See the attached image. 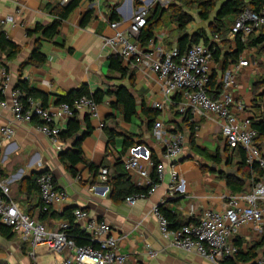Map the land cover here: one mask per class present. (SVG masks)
<instances>
[{"label":"crops","instance_id":"crops-1","mask_svg":"<svg viewBox=\"0 0 264 264\" xmlns=\"http://www.w3.org/2000/svg\"><path fill=\"white\" fill-rule=\"evenodd\" d=\"M73 1L3 0L0 3V27L3 28L7 38L21 48V53L16 59L7 64L8 73L3 65L5 55H0V102L8 103L7 109L0 106V129L10 127L14 131L13 142L3 143L1 146L0 176L2 179H12L10 184L12 200L26 214L41 222L42 200L39 192L33 191L27 195L25 189L27 182L30 183L38 174L47 173L54 178L56 189L66 193L68 198L65 202L50 208L51 214H58V218L41 222L48 229L55 231L58 230L60 223L69 222L60 217L62 214L69 211L74 213L77 209L83 210L90 218L106 221L112 227L114 231L112 235L117 238L119 252L128 257L126 264H212L195 253L174 247L163 237L158 219L152 211L156 206L165 205L184 221L194 222L195 220L190 216L192 208L196 211V218H201L206 210H222L225 197L231 196L232 192L220 175L226 173L243 179L238 167L241 159L230 150V153H226V140L220 131V126L206 120H201L195 126V145L202 152H207V156L220 152L224 164L221 167L214 166L197 152H193L189 144L190 131L183 124L184 117L176 112L175 107H169L157 120L161 119L169 131L183 133L185 142L182 157L172 164L166 162L162 157L161 143L155 137L153 129L149 128V121L142 112L144 108L153 110L154 104L162 101L160 78L156 74L138 70L134 60L125 62L121 58L124 66L133 73V77L122 79L119 73L111 72V55L105 43V40L114 34L110 27L109 7H116V13L123 26L131 23L134 13L143 5V0L139 3L136 0H80L78 7L66 19H60L62 10L70 6ZM171 5L182 7L192 16V22L184 33H181L171 13H163L154 27V39L171 50L178 48L183 34L192 36L201 33L209 40L210 46L217 49H214L217 52L216 58L220 60L218 63L213 57L212 75L216 73L220 78L223 77L222 64L226 57L237 53L238 49V39L230 32L233 23L231 22L227 30L215 34L213 30L217 28L215 21L217 11L213 12L210 20L206 22L199 17L200 11L196 5L187 4L184 0H174ZM158 8L161 7L153 6L150 12ZM218 8L221 9V4ZM88 13H91V20L84 27L83 23ZM8 18H13L15 23L7 22ZM59 19L61 25L55 39L42 43V52L47 56V63L41 67L28 65L23 68L33 54L38 41V36H29V32L35 31L37 26H50ZM203 42L204 40L202 44ZM263 47L246 49L237 59L239 61L240 58H246L250 62V67L244 69L240 76L241 88L236 92V100L246 103L249 107L246 115L252 117L257 112L252 107L254 97L252 88L258 79L264 76ZM146 48L141 47L143 50ZM229 62L233 64V59L229 58ZM244 79H246L245 86ZM23 82H27L31 88L41 94L47 95L49 100L46 109L52 111L57 110L59 97L77 90L82 85L88 86L92 93L98 91L115 93L121 87H126L137 101L139 115L132 119L131 123L125 122L120 113L112 107L116 103L115 97L107 98L105 103L98 105L97 118L91 117L87 110H78V120L82 128L78 137L85 134L88 128L90 133L81 144L86 163L76 166L78 175L74 177L59 160L61 155L73 148L74 140L60 138L55 144L38 130L43 124L38 117L26 122L15 121L12 112V95L16 90L19 91L18 85ZM177 99L182 100L180 97L175 98L176 101ZM31 100L34 105L42 107L41 99ZM32 108L33 105L30 106V110ZM87 116L90 127L86 122ZM71 119L60 123L61 131L67 129ZM105 127L119 133L113 144H109ZM125 135H130L135 142L133 147L126 150ZM138 147L140 149L135 153L142 158L147 157L146 152H150V159L158 158L159 163L164 165V177L158 181L157 190L153 195L138 199L136 205L131 207L126 202L114 201L111 186L101 182L100 174L106 169L113 177L118 170L123 169L130 178L124 159L131 157L132 150ZM227 155L232 158L230 167L227 166ZM90 165L94 166L96 171H92ZM173 166L180 176L174 191L171 190ZM202 167H207L209 170L204 172ZM257 178V175H252L250 180L244 179V183L251 187ZM137 181L138 179L131 180L135 186ZM75 224L81 228L80 223L75 222ZM232 243L241 248L244 257L249 252L255 251L258 254L257 260L245 262L233 258L220 264H259L264 260V227L262 232H259L245 226L233 238ZM147 246L155 252V258L150 257ZM63 258V255L53 254L45 247L33 250L17 234L11 238L0 235V264H61Z\"/></svg>","mask_w":264,"mask_h":264},{"label":"built area","instance_id":"built-area-1","mask_svg":"<svg viewBox=\"0 0 264 264\" xmlns=\"http://www.w3.org/2000/svg\"><path fill=\"white\" fill-rule=\"evenodd\" d=\"M3 0H0V3ZM66 2L69 0H65ZM174 0H143V5L134 13L130 27L120 32V21L111 22L114 31L111 37L105 40L106 47L111 56H119L125 62L134 60L138 70L156 74L160 78L162 101L154 104L153 109L165 114L169 107H175L176 112L185 117L190 115L191 123L198 124L201 120L219 125L222 135L230 148H240L245 152L246 162L250 166L258 165L264 170V157L255 145L257 132L253 129L252 116L246 115L248 106L243 101L236 100L240 76L244 69L250 67L246 58H240L232 64L222 77V89L218 98L208 95V85L212 77L211 62L213 52L204 44L193 45L187 52L181 53L177 48L167 49L158 40H151L146 50L141 49L139 38L147 27L148 16L153 6L168 8ZM7 22L15 23L13 18ZM23 26V24H21ZM264 31V9L259 13L250 10L243 12L234 22L231 35L239 39L242 44ZM182 100L176 102L175 98ZM12 112L15 121H31L33 117L42 120L38 130L49 137L55 144L60 139V123L73 117V111L68 104L59 105L56 111L44 109L34 105L29 100L30 111H25L21 102V93L15 91L12 95ZM4 109L8 103L0 102ZM77 110H87L91 117L97 118L98 105L91 99H81L75 104ZM153 132L163 148L162 157L168 163L178 161L184 152L185 137L181 132H171L165 128L161 119L154 124ZM14 131L10 127L0 129V156L3 143H12ZM132 150V156L124 159L131 180L138 179L137 187L149 188L147 195L129 197L126 203L134 207L138 199L153 195L158 183L153 185L152 175L156 172L158 181L164 177V165L155 166L147 157L142 158ZM109 172L101 171L100 180L106 184ZM172 184L174 191L180 180L179 173L171 167ZM12 179H2L0 176V220L2 224L10 227L36 250L45 247L49 252L63 255L61 264H126L128 257L119 252L117 238L114 237L112 227L106 221H96L83 210H75L74 218L81 228L91 237L93 246L77 247L67 236L70 227L68 221L58 225V230L52 231L38 220L32 219L19 205L12 200L10 184ZM43 207L41 214L48 213L50 208L65 202L67 194L56 189L54 178L43 175L38 180ZM154 207L152 213L157 217L163 237L172 245L188 253H195L212 264H220L226 260L236 258L241 248L233 245L232 240L240 230L249 226L262 232L264 227V176L258 177L251 192L225 197L222 210L210 209L196 218L195 209H191V218L195 221L189 225L172 230L170 223ZM151 258L156 254L147 246ZM259 264H264L262 260Z\"/></svg>","mask_w":264,"mask_h":264},{"label":"trees","instance_id":"trees-1","mask_svg":"<svg viewBox=\"0 0 264 264\" xmlns=\"http://www.w3.org/2000/svg\"><path fill=\"white\" fill-rule=\"evenodd\" d=\"M80 0H74L70 6H68L65 10H62L63 13L59 15L60 19H66V17L72 13L79 5ZM137 3L141 0H136ZM185 3L190 5H196L197 9L200 11L199 17L203 21H209L213 12L217 11L218 14L216 16V23L217 28L213 30V33H218L222 30H227L229 26H231V22L237 20V18L246 10H250L254 13H259L262 9H264V0H229L227 4H225L226 0H184ZM219 4H221V9L218 8ZM225 4V5H223ZM170 12L172 19L177 25L179 26L180 32L184 33L186 27L192 22V16L184 11V9L179 6L171 5L168 8H158L156 11H151L148 16V23L147 27L142 31L141 36L139 38V44L142 48H146L151 40L154 39V27L156 23H158L161 19L160 16L163 13ZM109 17L111 22L113 21H120L118 14L116 13V7H109ZM57 20L52 23L50 26H37L35 31L29 32V36H38L37 45L35 46V50L31 55L28 62L23 65L25 66L31 65L34 67H41L47 63V56L42 52V43L44 41H53L57 36L58 29L61 25V20ZM91 20V13L87 14V17L83 23V26L86 27ZM232 24V26H233ZM232 28V27H231ZM231 32V30H230ZM238 39V38H237ZM202 40H204V45L211 49L213 52V57L215 60L220 63L219 58H216V51L215 47L210 46L209 40L202 36V34H194L192 36L182 35L179 43H178V50L181 53H185L187 49L192 47L193 45L202 44ZM264 46V34L261 33L260 36L252 37L248 40L246 44H242L238 39V49L237 53L229 55L226 57L223 65V74L229 68V65L232 64L229 62V58L233 59V64L237 63V59L239 56L249 48L260 47ZM215 49V50H214ZM264 51V47H263ZM21 53V48L13 43L11 40L7 38L6 33L4 32L3 28L0 27V55H5V61L3 63L4 69L6 72H9L8 63L12 62L16 59V57ZM230 63V64H229ZM110 68L111 72L119 73L122 79H126L128 77H133V73L130 72V69L124 66V62L122 61L121 57L119 56H110ZM222 74V76H223ZM264 87V79L260 82L259 80L254 84L252 88L253 92V101L252 107L257 112L253 114L252 123L253 129L257 132V136L255 138V145L261 152L262 156L264 157V91L261 92L260 90ZM18 89L21 93V102L24 106L25 111L30 110V103L29 99L38 100L41 99V106L42 108L46 109L48 106L49 97L47 95L41 94L38 90L31 88L27 82L20 83L18 85ZM222 89V77L220 78L218 74H213L208 85V95L216 99L219 97L220 92ZM115 97L116 103L112 105V107L120 113L123 117L124 121L127 123H131L132 119L138 117V106L135 97L132 93L126 88L121 87L117 92L112 93L98 91L97 93H92L88 86L82 85L77 90H73L65 96L59 97L58 105L68 104L73 111V118L69 121L67 125V129L63 130L60 134L61 139L65 140H74V146L71 150L66 152L65 154L60 156V163L63 167L74 177L78 175V171L76 170V166L79 164H85L86 161L83 156V152L81 149V144L83 139L90 133L88 128L87 132L80 137L78 135L82 132L80 121L78 120L79 111L75 108V104L79 102L81 99H91L97 105H101L105 103L107 98ZM177 98V97H176ZM176 101V100H175ZM176 102H180L178 99ZM143 115L149 121V128L153 129V126L158 117H160V112L156 109H143ZM183 124L185 127L190 131V148L193 152H197L201 157L205 160L210 161L214 166L221 167L224 164L223 156L220 152H216L213 156H210L207 152H202L199 150L195 145V124L191 123L190 115L184 117ZM87 124L89 123V117H86ZM88 127L89 124H88ZM108 139L109 144H113L115 142V138L119 136V133L116 131H112L111 129L104 128ZM78 138V139H76ZM135 145V142L132 140L130 135H125V150L131 148ZM232 151L236 154L237 157L241 159V163L239 164V174L242 175V178H239L235 175H228L226 173H222L220 175L221 179H224L227 183L228 189L232 192V195L237 194H247L252 191L254 185L252 184L251 187H248L247 183H244V179L250 180L252 175H257L258 177L264 176V170L261 169L258 165L250 166L246 162L245 152L240 148H230L227 141H226V153ZM200 152V153H199ZM226 160L228 161L227 166H232V158L227 155ZM155 166L159 165V161L157 157L153 158ZM90 169L96 171L94 166L90 165ZM202 170L205 172L209 170L207 167H202ZM98 173V171H97ZM43 175H47V173L38 174L36 178H34L30 183L27 182V186L25 192L30 194L33 191L39 192L38 180ZM153 185L158 183L157 174L156 172L152 175ZM54 181V185H55ZM108 185L111 186L113 199L117 203L125 202L129 197H139L142 195H147L149 188H141L137 187L132 184L128 174H126L123 169L118 170L116 176H108ZM255 184V182H254ZM56 187V186H55ZM24 189V187H23ZM24 193V190H23ZM41 198V196H40ZM43 207V203L41 202V208ZM160 213L168 219L170 223V228L172 230L181 229L187 225H189L193 220L184 221L179 215L173 213L169 209L165 207V205H160L159 207ZM73 211H69L67 213L62 214V216L66 220H69L70 227L67 230V236L71 241L75 243L77 247H86V246H93L94 243L91 240V237L81 229L77 224H75V218ZM29 216L34 219L30 214ZM58 218V214L53 213L51 211L45 214H41L40 220L45 221L48 219L55 220ZM64 219V220H65ZM43 223V222H42ZM0 235L6 238H11L15 235L13 230L10 227L5 226L2 224L0 220ZM240 245V244H238ZM258 258V254L255 251H251L244 257L243 252L237 255L236 259L249 262V261H256Z\"/></svg>","mask_w":264,"mask_h":264},{"label":"rangeland","instance_id":"rangeland-1","mask_svg":"<svg viewBox=\"0 0 264 264\" xmlns=\"http://www.w3.org/2000/svg\"><path fill=\"white\" fill-rule=\"evenodd\" d=\"M130 22L129 23H127V24H123V26L119 29V31L120 32H124V31H126L129 27H130ZM263 71H264V66H263ZM263 75H264V72H263ZM262 79H264V76H262V77H260L258 80L261 82L262 81ZM244 86L246 85V79H244ZM241 88V82L239 81V88L238 89H240ZM261 92H263L264 91V87L260 90ZM220 129V128H219ZM220 131L222 132V130L220 129Z\"/></svg>","mask_w":264,"mask_h":264},{"label":"water","instance_id":"water-1","mask_svg":"<svg viewBox=\"0 0 264 264\" xmlns=\"http://www.w3.org/2000/svg\"><path fill=\"white\" fill-rule=\"evenodd\" d=\"M228 2H229V0H226L225 4H227ZM225 4H223V5H225ZM221 7H223V6H221ZM61 154H63V153H61Z\"/></svg>","mask_w":264,"mask_h":264}]
</instances>
